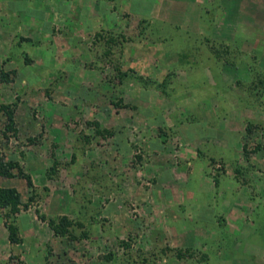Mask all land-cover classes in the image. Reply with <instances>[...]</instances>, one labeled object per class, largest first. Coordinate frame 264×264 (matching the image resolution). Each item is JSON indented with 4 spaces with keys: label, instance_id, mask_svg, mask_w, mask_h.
<instances>
[{
    "label": "rangeland",
    "instance_id": "obj_1",
    "mask_svg": "<svg viewBox=\"0 0 264 264\" xmlns=\"http://www.w3.org/2000/svg\"><path fill=\"white\" fill-rule=\"evenodd\" d=\"M233 2L226 12L238 21ZM117 5L124 23L81 37L98 54L96 74L76 77L100 86L102 111L112 102L120 113L114 123L96 104L55 103L52 77L20 89L0 69V154L24 174L0 175V191L14 187L29 204L0 209V264H264V27L246 29L247 43L239 28L220 42L212 29L187 32ZM206 11V21L223 15ZM154 44L169 57L154 59L158 74L142 75L143 60L141 71L128 65ZM143 86L153 100L140 107ZM63 217L58 234L50 221Z\"/></svg>",
    "mask_w": 264,
    "mask_h": 264
},
{
    "label": "crops",
    "instance_id": "obj_2",
    "mask_svg": "<svg viewBox=\"0 0 264 264\" xmlns=\"http://www.w3.org/2000/svg\"><path fill=\"white\" fill-rule=\"evenodd\" d=\"M74 1L0 0V69L13 71L16 75V85L20 89L24 87V83L32 87V84L38 82V78L42 82L45 76L52 77L53 82L57 83L55 103L64 98L65 104L67 103L69 107H83L81 106L83 102L96 104V109L100 107L95 112L96 115L103 114L107 108L110 120L113 121L120 113L118 110L113 111L112 102H104L105 108L103 107L102 111L101 95L98 90L100 86L94 83L92 89H87L83 80L76 79L79 74L81 77L94 76L95 61L98 59L97 53L87 51V47L83 51L84 47L79 44L81 37L86 36L89 31L102 29L113 31L118 28L124 23L122 12L126 9L118 7L119 0H83L84 2L77 5ZM233 1L128 0L127 10L139 16L152 18L154 21L169 23L187 32L195 31L199 35L205 34L204 29H212L209 31L212 34L210 37L220 42L232 41V30L239 28L243 38L241 40L247 43L249 40L244 33L246 29L264 27V0H254V7L250 11L246 9L243 0H237L240 1L243 14L238 21L232 19V13L226 12L232 11L235 5ZM207 9L223 15L217 18L215 14L214 19L206 21V16L210 17V14H206ZM226 15H229L230 19H227ZM219 30L223 35L218 37ZM152 46H146V51L139 53V57L133 56L135 53L132 52L133 60L128 63L136 71H141L134 61L143 60L139 61V64L144 62L141 74L145 76L158 74L160 68L155 67L153 63L155 58L161 60L169 58L168 53L163 52L158 45ZM183 57L190 59L188 56ZM15 58L20 62H15ZM79 60H86V67L80 68ZM5 61L7 63L4 64ZM141 91L145 93L137 102L140 107L143 104L140 100H145V104L147 101L152 102L154 90L143 86ZM112 121L111 124L114 123Z\"/></svg>",
    "mask_w": 264,
    "mask_h": 264
},
{
    "label": "trees",
    "instance_id": "obj_3",
    "mask_svg": "<svg viewBox=\"0 0 264 264\" xmlns=\"http://www.w3.org/2000/svg\"><path fill=\"white\" fill-rule=\"evenodd\" d=\"M3 108H6L10 114V120L13 121V111L11 112L10 108L11 105L8 104H2ZM11 129V126L8 127V130ZM14 168H18L20 172L23 174V170L18 162H8L5 161L2 155L0 154V175L3 176H12L11 170ZM24 175V174H23ZM28 182L32 184L31 177L28 176ZM28 207V203H24L22 194L14 187H8L0 191V209H10L11 213H17L20 211L21 206ZM65 222H69L68 217H63L62 222L59 225L55 224V221L51 220L50 223L55 228L56 232L60 234L61 228ZM6 225L10 231V240L12 242H18L19 241V235H18V227L13 222L6 221ZM179 257H183L180 253L178 254Z\"/></svg>",
    "mask_w": 264,
    "mask_h": 264
}]
</instances>
